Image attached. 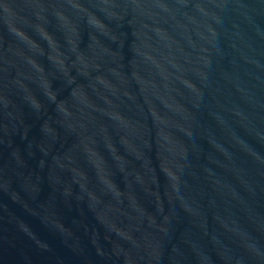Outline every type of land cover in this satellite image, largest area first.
<instances>
[{"label": "water", "instance_id": "1", "mask_svg": "<svg viewBox=\"0 0 264 264\" xmlns=\"http://www.w3.org/2000/svg\"><path fill=\"white\" fill-rule=\"evenodd\" d=\"M0 264H264V0H0Z\"/></svg>", "mask_w": 264, "mask_h": 264}]
</instances>
